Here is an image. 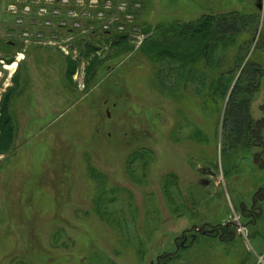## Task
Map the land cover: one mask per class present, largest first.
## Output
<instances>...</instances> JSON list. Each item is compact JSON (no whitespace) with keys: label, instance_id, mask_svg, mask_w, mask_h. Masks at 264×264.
Segmentation results:
<instances>
[{"label":"rangeland","instance_id":"1","mask_svg":"<svg viewBox=\"0 0 264 264\" xmlns=\"http://www.w3.org/2000/svg\"><path fill=\"white\" fill-rule=\"evenodd\" d=\"M36 1L0 0V264H264V222L249 230L237 207L264 171L237 172L218 139L229 87L247 61L264 68V0ZM208 17L238 32L204 60L191 39ZM168 34L202 92L159 56ZM226 224L227 241L176 251Z\"/></svg>","mask_w":264,"mask_h":264},{"label":"flooded vegetation","instance_id":"2","mask_svg":"<svg viewBox=\"0 0 264 264\" xmlns=\"http://www.w3.org/2000/svg\"><path fill=\"white\" fill-rule=\"evenodd\" d=\"M238 82L239 78L233 83V85H231V88L229 87V95L228 92L226 94V96L228 95V101L225 106V112H227L226 109H230L228 103L229 100H233V98L235 99V103L237 105L245 106L248 120L246 128L242 132L248 134L247 140H249L247 148H250L247 150L246 154L244 151H241L243 147L241 144L242 141L236 146L231 142H226L224 137L226 133V129L224 128V116L221 121L218 139L220 143L221 154L226 156L228 161L232 158L231 161H233V166L237 172H245L246 175H248L252 174L254 171H264V92L262 94H258V96H255L254 81L251 78L248 79V82H245L246 86L242 89L238 88ZM223 92L225 93L224 86ZM222 96L223 95L220 94V97ZM260 98H262V102L255 106L256 99L258 100ZM256 110L258 115L254 113ZM228 130L232 132V127H229ZM237 155L239 156L237 157ZM245 159L248 160V163H250L252 167L246 166V162L244 161ZM205 182H203V184L207 185ZM240 195L243 194H239L238 196ZM245 197L248 199L241 200L240 205H237V207L239 208L241 215L244 217V225L250 230L252 227L257 225V223L261 224V222H264V178L257 181L255 185L253 184L251 190ZM228 226L230 225L226 224V228L220 226L219 228L207 229L197 227L196 231H198L202 236L192 233L191 239H189L188 233L186 234L183 232L185 238L180 242V244L177 242V238L175 239V242H177L176 251H178L180 248H182L181 250L186 251L191 247L192 244H194V242L197 240H202L206 236H214L216 237L215 239L225 242L227 241V234L230 233ZM232 234H234V231ZM232 238H234L233 235ZM205 246L208 247L207 245ZM160 258L161 257L157 258L156 262L152 260L150 264H173L172 261L161 262Z\"/></svg>","mask_w":264,"mask_h":264},{"label":"trees","instance_id":"3","mask_svg":"<svg viewBox=\"0 0 264 264\" xmlns=\"http://www.w3.org/2000/svg\"><path fill=\"white\" fill-rule=\"evenodd\" d=\"M226 16V15H224ZM210 18L212 17H208V20L206 21V25L204 24H199L197 27L198 29L192 30V34L195 38H192V46L195 45L196 40L201 41L202 39H206V43H205V47H204V53L202 55V57H204V60H207L211 55V53L213 51H215V49H217V39L215 38V36L217 35V33L220 35H225V34H236L238 31L235 28V22H229V20L223 18V19H219V20H215L213 18L212 22H210ZM182 24L181 22L177 21L176 24L175 23H171L169 24V26L167 27V29H171L174 31L175 28H178L180 30L183 29V27L186 25ZM189 27H190V23ZM189 30H185L183 33L189 34L188 32ZM174 34H168V37H164L162 39H160L159 41H157V47L156 49H159L157 52H161L159 56H161L162 58H168L169 60L171 59L174 62H180L179 60V56L177 54V51L179 49V45L177 43L172 44L174 46V48L176 49V51H173L172 49H170L168 47L169 42H177V38H181V41H179L180 43L186 42V40L184 39V34H178L177 36H172ZM129 35H121V34H114L113 37H109V40H112L114 43H118L119 41H125L128 40ZM148 39V38H147ZM145 39L144 42L147 40ZM214 43V45L212 46V44ZM191 45V42H190ZM162 47V48H161ZM100 48L97 47H90L88 49V51L86 52H82V55H86L87 57L90 55L89 51L93 50L96 52H98ZM162 54V55H161ZM94 56L93 58H90L91 62H89L90 66L88 67L89 69L93 68V62L92 60H95ZM218 59V58H217ZM242 61H244V58L239 57L238 58V63H242ZM193 67L195 65L196 61H193ZM192 65V64H191ZM189 66V70L185 71V67H187V64H185L184 62V67H183V71H182V63L180 62L178 69L177 70L176 67H173L172 70H174L175 75L178 73V79L183 80L182 83L185 82V86L189 83V86L192 85L193 88H195L196 91L202 92L201 88H199V86H197L196 84H194V80H193V76L192 73L190 71V68H192V66ZM264 75V68L261 67L260 64H257L255 62H251V61H247L244 68H243V73H241L240 75V79L238 82V88L242 89L243 87L246 86L245 82H248V79H252L254 81V88L256 89L257 87H259V83L257 81H259V79L261 78V76ZM170 78H172L170 76ZM242 78V79H241ZM172 80V79H171ZM174 81V80H173ZM215 82V81H214ZM196 85V86H195ZM212 93L215 94H222L224 95L223 92V86L220 85L218 86V84H212ZM222 86V87H221ZM211 94V93H210ZM228 106L230 107V109H226L227 112H225L224 115V128L226 129V133H225V139L226 142H231L232 144H234L235 146L237 144H239L241 141L242 144V149L241 151H244L245 153L247 152V147H248V134L247 133H243L242 131L246 128L247 125V113H246V108L245 106L242 105H237L235 103V99L233 98V100H229ZM4 120L5 122L8 121V116H7V111H5V115H4ZM229 127H232V132L228 130ZM11 134V133H10ZM148 153H140L137 150L135 152H133L132 154H130V157L132 160H138L141 164V158H144ZM130 163V161H129ZM131 164V163H130ZM131 170H130V174H135V171H133V166H130Z\"/></svg>","mask_w":264,"mask_h":264},{"label":"built area","instance_id":"4","mask_svg":"<svg viewBox=\"0 0 264 264\" xmlns=\"http://www.w3.org/2000/svg\"><path fill=\"white\" fill-rule=\"evenodd\" d=\"M20 2L19 3H21L22 1H25V2H23L24 4L23 5H25V4H28L29 3V0H19ZM32 1H35L36 3H39L38 1H36V0H32ZM65 2L64 3H67L68 1H70V0H64ZM16 3L15 2H13L12 4H11V8L14 10L15 8H16ZM19 5V4H18ZM27 10L29 9V7L28 6H26L25 7ZM72 15L74 14V13H71ZM20 21H22V19H19V22Z\"/></svg>","mask_w":264,"mask_h":264},{"label":"bare ground","instance_id":"5","mask_svg":"<svg viewBox=\"0 0 264 264\" xmlns=\"http://www.w3.org/2000/svg\"><path fill=\"white\" fill-rule=\"evenodd\" d=\"M13 67V65H11Z\"/></svg>","mask_w":264,"mask_h":264},{"label":"crops","instance_id":"6","mask_svg":"<svg viewBox=\"0 0 264 264\" xmlns=\"http://www.w3.org/2000/svg\"><path fill=\"white\" fill-rule=\"evenodd\" d=\"M190 22V21H189ZM187 23H188V21H187Z\"/></svg>","mask_w":264,"mask_h":264}]
</instances>
